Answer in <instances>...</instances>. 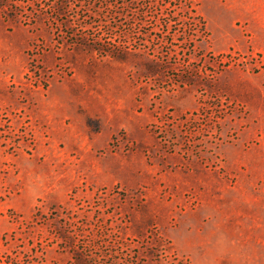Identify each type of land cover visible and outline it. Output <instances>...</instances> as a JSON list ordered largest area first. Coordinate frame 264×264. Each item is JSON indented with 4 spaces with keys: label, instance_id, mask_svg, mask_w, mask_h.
I'll return each mask as SVG.
<instances>
[{
    "label": "rangeland",
    "instance_id": "rangeland-1",
    "mask_svg": "<svg viewBox=\"0 0 264 264\" xmlns=\"http://www.w3.org/2000/svg\"><path fill=\"white\" fill-rule=\"evenodd\" d=\"M2 1L0 264H264V0Z\"/></svg>",
    "mask_w": 264,
    "mask_h": 264
},
{
    "label": "trees",
    "instance_id": "trees-1",
    "mask_svg": "<svg viewBox=\"0 0 264 264\" xmlns=\"http://www.w3.org/2000/svg\"><path fill=\"white\" fill-rule=\"evenodd\" d=\"M2 3H3V1L0 0V8H2L4 6ZM95 50L100 51V52H105L106 54H108L109 56H112V57L116 56V53L114 51H108V50H105L104 48L96 47Z\"/></svg>",
    "mask_w": 264,
    "mask_h": 264
}]
</instances>
